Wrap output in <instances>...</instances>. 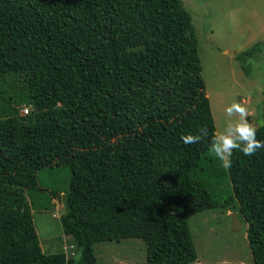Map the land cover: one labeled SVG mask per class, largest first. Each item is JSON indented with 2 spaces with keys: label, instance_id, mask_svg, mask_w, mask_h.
<instances>
[{
  "label": "trees",
  "instance_id": "trees-1",
  "mask_svg": "<svg viewBox=\"0 0 264 264\" xmlns=\"http://www.w3.org/2000/svg\"><path fill=\"white\" fill-rule=\"evenodd\" d=\"M262 49L235 55L244 73ZM213 135L182 0H0V264H98L94 245L126 239L144 242L145 264H195L188 216L209 210L235 213L264 264V147L233 149L224 168ZM52 197L69 258L35 229Z\"/></svg>",
  "mask_w": 264,
  "mask_h": 264
},
{
  "label": "rangeland",
  "instance_id": "rangeland-1",
  "mask_svg": "<svg viewBox=\"0 0 264 264\" xmlns=\"http://www.w3.org/2000/svg\"><path fill=\"white\" fill-rule=\"evenodd\" d=\"M182 1L191 15L197 35L202 76L216 135L224 130L227 121L240 119L239 111L234 109L231 115L226 111L233 105L245 109L244 118L253 127L263 125L264 0ZM258 42L263 49L248 62L251 65L246 74L235 60V55ZM59 176L66 177L68 173L61 169ZM50 181L46 173H40L41 189L51 190ZM59 189L66 191L64 185ZM59 189L52 191L58 192ZM42 194L46 199L47 193ZM47 201V210H32L41 248L51 254L60 252L65 246L66 257L69 258L74 253L76 243H72L73 240H69L66 235L62 236L59 216L64 210L63 197H52V200L48 198ZM237 222L241 229L242 225L244 228L233 231L229 211L209 210L189 215L188 224L197 254L195 264H253L245 224L240 219ZM93 249L98 264H145L146 246L142 240L100 243L94 245Z\"/></svg>",
  "mask_w": 264,
  "mask_h": 264
},
{
  "label": "clouds",
  "instance_id": "clouds-1",
  "mask_svg": "<svg viewBox=\"0 0 264 264\" xmlns=\"http://www.w3.org/2000/svg\"><path fill=\"white\" fill-rule=\"evenodd\" d=\"M234 109L239 111L240 119L235 122L231 120L227 121L224 130L219 135H213L212 137L211 149L219 158L221 166L224 168H229L232 164L231 156L233 149L239 148L245 155H251L257 149L264 147V140H259L256 137V128L244 118L245 109L233 105L229 106L226 111L231 115ZM21 112L26 113V107L22 108ZM181 138L185 143L190 144L199 141L201 137L200 135L188 133L182 135ZM241 141L243 143H240ZM230 214L232 213L230 212ZM66 248L65 246L63 247L64 250Z\"/></svg>",
  "mask_w": 264,
  "mask_h": 264
},
{
  "label": "water",
  "instance_id": "water-1",
  "mask_svg": "<svg viewBox=\"0 0 264 264\" xmlns=\"http://www.w3.org/2000/svg\"><path fill=\"white\" fill-rule=\"evenodd\" d=\"M231 217H232V230L237 231V230L241 229V226L237 222V218H236L235 214H231Z\"/></svg>",
  "mask_w": 264,
  "mask_h": 264
},
{
  "label": "built area",
  "instance_id": "built-area-1",
  "mask_svg": "<svg viewBox=\"0 0 264 264\" xmlns=\"http://www.w3.org/2000/svg\"><path fill=\"white\" fill-rule=\"evenodd\" d=\"M24 111H26V110H24Z\"/></svg>",
  "mask_w": 264,
  "mask_h": 264
}]
</instances>
